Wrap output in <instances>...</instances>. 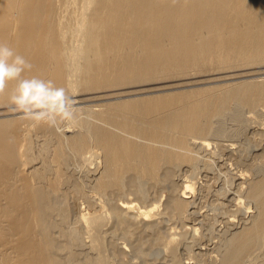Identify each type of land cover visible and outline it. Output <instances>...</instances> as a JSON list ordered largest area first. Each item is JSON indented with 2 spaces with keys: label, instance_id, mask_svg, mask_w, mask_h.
I'll return each mask as SVG.
<instances>
[{
  "label": "bare ground",
  "instance_id": "6f19581e",
  "mask_svg": "<svg viewBox=\"0 0 264 264\" xmlns=\"http://www.w3.org/2000/svg\"><path fill=\"white\" fill-rule=\"evenodd\" d=\"M0 42L85 114L0 94V264H264V0H0Z\"/></svg>",
  "mask_w": 264,
  "mask_h": 264
},
{
  "label": "clouds",
  "instance_id": "9594fccd",
  "mask_svg": "<svg viewBox=\"0 0 264 264\" xmlns=\"http://www.w3.org/2000/svg\"><path fill=\"white\" fill-rule=\"evenodd\" d=\"M32 67L22 55L0 42V94L4 93L8 82L16 81L9 95L13 111L20 113L25 120L51 127L85 118L75 95L66 87L38 76L25 77V71Z\"/></svg>",
  "mask_w": 264,
  "mask_h": 264
},
{
  "label": "rangeland",
  "instance_id": "374dc122",
  "mask_svg": "<svg viewBox=\"0 0 264 264\" xmlns=\"http://www.w3.org/2000/svg\"><path fill=\"white\" fill-rule=\"evenodd\" d=\"M247 114V113H246ZM228 120L229 119H227V127L229 128V127H231V126H233V122H235V121H231V119L229 120V122H228ZM230 124H232V125H230ZM237 139H239L238 137H237ZM212 140H215V139H212ZM201 166H203V164L201 165ZM202 168L200 167V170H201ZM199 169H197V171H198ZM199 170V171H200ZM183 171V170H182ZM183 173V175L184 174H186L184 171L183 172H181V174ZM187 174H190V172L188 171L187 172ZM195 175H197L198 177L199 176H203V174H199L198 172H196V174ZM79 177V179H81V180H79V181H81V183L83 182V184H86V179H85V177L82 175L81 177L80 176H78ZM182 177V179H185L186 177H185V175L184 176H181ZM185 177V178H184ZM195 177V176H194ZM83 179V180H82ZM195 179V178H194ZM218 185V183L216 184V186ZM164 194V191L162 190L161 191V193H159V194H161V195H163ZM210 198V199H209ZM214 197L213 196H210V197H208V199H206V200H204V199H202L201 201H199V203H198V207H197V209H198V211H200V212H207V213H211V214H214V212L216 213L217 212V210L216 209H214V211H213V209H211L210 210V208H214L212 205H211V202H212V200L211 199H213ZM81 199H82V202H81ZM79 200H80V203H79ZM201 202H203V203H201ZM78 203L80 204V206H86L87 205V203H85V201H84V199L83 198H81V197H79L78 198ZM85 203V204H84ZM208 203H210V204H208ZM204 204V205H203ZM205 206V207H204ZM211 206V207H210ZM209 207V208H208ZM202 208V209H201ZM207 208V209H206ZM204 209V210H203ZM209 210V211H208ZM211 211V212H210ZM221 211V210H220ZM218 212H219V210H218ZM75 216V215H74ZM73 216V217H74ZM213 216H215V214L213 215ZM218 219V218H217ZM170 225H173V226H177V229H182V225L180 224V222H175L174 224H172V223H169ZM180 224V225H179ZM219 224H220V222H219ZM192 226V224H187V227H191ZM199 226V225H198ZM201 231L199 232L200 233V235L203 233V230H202V228L200 229ZM212 230H214V232L212 231ZM211 231L209 230V231H206V233H208V236L210 235V237L211 236H214V235H211V234H215L216 233V230H215V228H213ZM213 232V233H212ZM123 236H121L120 234L117 236V241L119 242V240H120V242H123V241H121V240H123ZM124 241H125V238H124ZM148 245H146L145 246V249L144 250H150L151 248L150 247H153V249L152 250H154V246H148ZM196 247V246H195ZM149 248V249H148ZM190 250H191V248H189ZM189 249H187V250H189ZM156 250V249H155ZM157 250H159V249H157ZM183 250V249H182ZM193 250V249H192ZM186 257V256H185Z\"/></svg>",
  "mask_w": 264,
  "mask_h": 264
}]
</instances>
